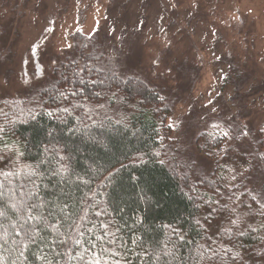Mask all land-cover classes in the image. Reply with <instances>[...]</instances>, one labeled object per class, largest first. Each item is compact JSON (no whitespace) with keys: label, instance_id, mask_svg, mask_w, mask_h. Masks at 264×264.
<instances>
[{"label":"trees","instance_id":"obj_1","mask_svg":"<svg viewBox=\"0 0 264 264\" xmlns=\"http://www.w3.org/2000/svg\"><path fill=\"white\" fill-rule=\"evenodd\" d=\"M72 38L75 55L54 69L53 82L40 91L35 104H28L20 98L0 103V128L5 130L0 133V155L11 156L16 162L13 165L0 161V182L15 185L32 171L28 166L41 161L45 162L43 167H48V161L57 166L60 157H65L61 163L68 162L76 174L67 176L75 211L85 217L77 223L86 233L84 238L97 245L94 251L101 253L104 264H210L205 258L207 249L232 247L226 236L216 232L217 221L227 224L229 210L236 206L227 199L231 192L226 184H237L243 180L241 188L235 190L236 196L240 197L238 211H250L252 218L249 222L254 227L264 223V218L259 215L264 210L242 194L244 185L253 188L258 183L252 181L251 184L247 177L243 179L241 176L231 181V173L226 171V167L238 166L233 161H248L243 165L248 169L247 174L252 170L255 173L264 170L260 163L264 157L260 153L263 151L264 133L249 128V135L242 141L241 138L230 140L222 137L219 130L200 131L194 143L202 154L208 157V151L219 153L225 148L229 151L220 161L225 167H217L218 156H209L214 163L213 180L209 178L201 184H192L188 178L182 179L175 174L162 158V122L169 112L164 100L138 77L122 78L92 65V59H98L93 51L76 53L80 43L91 42V38L87 39L82 34H73ZM65 76L71 82H66ZM79 77L89 82L102 80L104 83H89L83 94L74 98L70 92L80 88L76 82ZM97 92L99 96L95 94ZM114 92L123 94L125 100L132 102L130 116L122 121L111 117L92 119L88 104L104 100ZM61 93L69 99L64 100ZM64 107L69 109L67 113L61 111ZM49 112L53 115L49 116ZM231 129L242 127L236 123L223 127V131L235 135ZM204 132H213L216 137L207 138V149L203 148L206 140L201 134ZM235 142H242L245 148L236 147ZM5 143L23 155L18 157L7 152ZM9 171L18 175L6 176ZM77 175L88 183L77 181ZM36 182L40 183L39 180ZM217 187L223 196H217ZM93 192L96 193L94 197ZM85 196L89 199H84ZM208 198L220 199L227 205L223 213H218L211 221V227L203 221L206 215L204 200ZM247 203H252V210L246 207ZM96 212L102 214L96 216ZM197 220L202 226L196 224ZM177 232L183 235V240L178 238ZM100 236L103 238L95 239ZM262 237L264 230L248 232L240 237L239 247L233 249V253L238 250L242 259L235 264H264ZM59 251L67 250L61 248ZM5 259H8L7 253ZM58 259L59 264H80L68 256ZM215 264H233V261L221 252Z\"/></svg>","mask_w":264,"mask_h":264},{"label":"rangeland","instance_id":"obj_2","mask_svg":"<svg viewBox=\"0 0 264 264\" xmlns=\"http://www.w3.org/2000/svg\"><path fill=\"white\" fill-rule=\"evenodd\" d=\"M73 34L91 38L76 53L93 51L92 65L138 77L164 97L162 158L192 184L213 180V160L194 143L200 131L264 128V0H0V103L35 104L54 69L75 55ZM88 106L94 120L133 111L117 92ZM253 171L243 179L259 185L264 170Z\"/></svg>","mask_w":264,"mask_h":264},{"label":"snow or ice","instance_id":"obj_3","mask_svg":"<svg viewBox=\"0 0 264 264\" xmlns=\"http://www.w3.org/2000/svg\"><path fill=\"white\" fill-rule=\"evenodd\" d=\"M68 47L72 46L68 45ZM76 75L78 76V74ZM63 79L66 82H71L67 76L63 77ZM76 82L80 85V88L70 92V96L74 98L82 95L84 90L89 87V83L93 85L104 83L102 80L89 82L83 77H79ZM95 94L97 96L100 95L99 92ZM61 96L64 100L69 99L63 93H61ZM160 99L163 100L164 97L161 96ZM209 103H212V101L210 100ZM76 106L80 107L81 105ZM61 111L67 113L69 109L64 107ZM211 111L216 112L217 109L213 108ZM48 115L52 116L53 113L49 112ZM211 127L219 129L220 125L213 123ZM4 131L3 128H0V133ZM231 132L235 135H230L229 131L223 130L220 131L219 135L230 140H239L241 137L249 135L247 129H231ZM260 132L264 133V128H261ZM201 135L206 140L203 146L205 149L208 148L207 138H216L213 132H204ZM4 148L7 152L14 153L18 157L23 155L15 150L14 147H9L6 143L4 144ZM228 151L227 148L221 149L219 153L208 151L207 155L218 156L219 159H217L216 164L218 168H221L225 166L221 165L220 161L225 159ZM68 160H70V157ZM0 161H8L13 165L16 163L12 161L11 156L5 155H0ZM62 161H65V157H60L57 166H52L51 161L47 162L48 167H43L44 161L35 166H28L32 168V171L25 174L23 181L17 182L15 185L0 182V264H59L58 258H64L65 256L80 261V264H104L101 259V253L94 251L97 245L91 243L89 239L84 238L86 233L77 223V220L83 221L85 217L75 211L73 191L67 180L68 175L76 174L70 168L68 162L61 163ZM189 163L192 165L193 173L201 170L198 159L189 157ZM232 163L238 166L226 167V171L231 173V181H236L238 176L243 177L244 173L248 171L247 168L243 167L248 161H233ZM15 175H18V173L13 171H9L6 174V176ZM76 179L81 183H88V181L83 180L78 175ZM37 180L40 183H37ZM241 184H243V180L237 184L225 185L231 192V195L227 199L232 200L236 206L229 210L230 214L227 217V224H220L217 221L216 232L222 236H226L228 243L232 247L222 246L218 250L207 249L205 258L210 264H215V260L220 258L221 252L225 256H228L233 261V264H235L237 260L242 259L238 250L233 253V249L239 247V238L248 232H260L264 230V223L254 227L249 222L252 218L250 211H238L240 197L236 196L235 190L240 189ZM215 191L217 196H223L218 187ZM242 194L247 195L252 203L258 205L261 210H264V181L253 188H248L247 185H244ZM92 195L94 197L96 193L93 192ZM234 197L235 199H233ZM84 199L87 200L89 198L85 196ZM76 203H80V201H76ZM252 203L246 204L249 210H252ZM204 207L206 208V215L203 217L204 224L211 227V221L218 213L222 214L227 205L222 204L220 199L213 200L208 198L204 200ZM101 214V212L95 213L96 216H100ZM259 215L264 218V211H261ZM196 224L201 225V221L197 220ZM9 228L11 232H9ZM65 228L68 231H62ZM91 231L92 229L89 228V232ZM176 234L179 239H184L180 233L177 232ZM102 238V236L95 237V239ZM261 239L262 243H264V237ZM61 248L67 251H59ZM78 249L79 255H77ZM5 253L8 255L7 260L5 259ZM89 255H91L90 260L88 259Z\"/></svg>","mask_w":264,"mask_h":264}]
</instances>
